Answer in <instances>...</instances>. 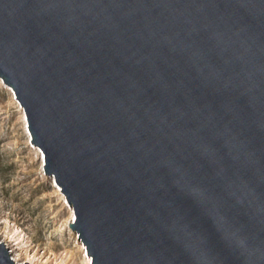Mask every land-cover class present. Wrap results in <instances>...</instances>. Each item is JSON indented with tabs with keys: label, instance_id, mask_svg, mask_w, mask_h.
<instances>
[{
	"label": "water",
	"instance_id": "obj_1",
	"mask_svg": "<svg viewBox=\"0 0 264 264\" xmlns=\"http://www.w3.org/2000/svg\"><path fill=\"white\" fill-rule=\"evenodd\" d=\"M0 81L90 264H264V0H0Z\"/></svg>",
	"mask_w": 264,
	"mask_h": 264
},
{
	"label": "rangeland",
	"instance_id": "obj_2",
	"mask_svg": "<svg viewBox=\"0 0 264 264\" xmlns=\"http://www.w3.org/2000/svg\"><path fill=\"white\" fill-rule=\"evenodd\" d=\"M22 113L13 93L0 81V239L10 236L9 249L17 243L39 258L48 257V264H54L53 256L72 248L71 264H81L73 242L77 236L66 226L70 209L44 174Z\"/></svg>",
	"mask_w": 264,
	"mask_h": 264
},
{
	"label": "bare ground",
	"instance_id": "obj_3",
	"mask_svg": "<svg viewBox=\"0 0 264 264\" xmlns=\"http://www.w3.org/2000/svg\"><path fill=\"white\" fill-rule=\"evenodd\" d=\"M22 112L24 113L23 109H22ZM23 113L21 115V118H22L23 123H24L25 131H26V133H27V135L29 137V131L27 130V125H26L27 122H26V119H25V113L24 114ZM33 146L35 148H37L35 145H33ZM37 150H38L39 157H40V163H41L40 166H42L43 159H44V155H43V152L39 148H37ZM44 174L49 178L50 184L53 187L54 191L57 192V193L60 192V195H61L60 197H61L62 201L65 202L68 205L69 209H70V215H69L68 220H66V226L68 228V232L71 233V230H73V229L69 228L67 224H68V222H70L71 220H73V218L75 216L74 210H73L72 206L69 205L66 202V198H65V195L63 194V192L54 184V177L53 176H48L45 172H44ZM72 234H73V236H75V234H76L75 231ZM9 239H10V236H8V239L5 236L3 238V240L2 239H0V240L2 242H4L5 244H7L8 242H10ZM73 242H76L75 249L78 250V251H80V255L79 256H80V260L81 261L79 260L77 262L78 263L81 262V264H90V262H91V256L88 253H86V248L82 245V243L78 239V237ZM15 244H17V243H13L12 245H14V246L11 247V249H10L11 250L10 254H11L13 260H15V262H18V263L27 262L28 264H48V262L50 261V259L48 257L39 258L38 256L35 255V253H30L25 248H21V247L15 245ZM71 250H73V249L71 248ZM71 250H69L67 252H64L61 255H58V256H55V257L53 256V258L51 260L54 262V264H71L72 263V253H71Z\"/></svg>",
	"mask_w": 264,
	"mask_h": 264
}]
</instances>
